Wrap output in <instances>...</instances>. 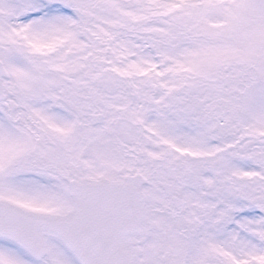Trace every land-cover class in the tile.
<instances>
[{
    "label": "snow or ice",
    "instance_id": "6c2138e0",
    "mask_svg": "<svg viewBox=\"0 0 264 264\" xmlns=\"http://www.w3.org/2000/svg\"><path fill=\"white\" fill-rule=\"evenodd\" d=\"M0 264H264V0H0Z\"/></svg>",
    "mask_w": 264,
    "mask_h": 264
}]
</instances>
